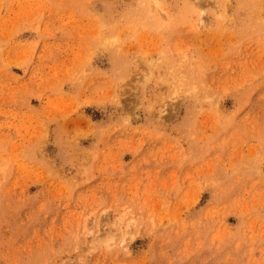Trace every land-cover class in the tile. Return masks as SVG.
I'll list each match as a JSON object with an SVG mask.
<instances>
[{
	"label": "rangeland",
	"instance_id": "374dc122",
	"mask_svg": "<svg viewBox=\"0 0 264 264\" xmlns=\"http://www.w3.org/2000/svg\"><path fill=\"white\" fill-rule=\"evenodd\" d=\"M0 264H264V0H0Z\"/></svg>",
	"mask_w": 264,
	"mask_h": 264
}]
</instances>
